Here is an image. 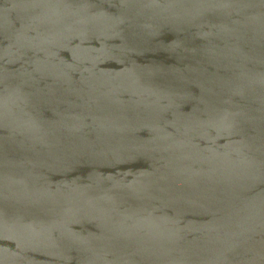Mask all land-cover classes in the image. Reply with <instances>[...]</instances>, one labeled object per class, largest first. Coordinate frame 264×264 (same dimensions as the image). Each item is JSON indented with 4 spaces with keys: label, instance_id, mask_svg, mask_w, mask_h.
<instances>
[{
    "label": "water",
    "instance_id": "95a60500",
    "mask_svg": "<svg viewBox=\"0 0 264 264\" xmlns=\"http://www.w3.org/2000/svg\"><path fill=\"white\" fill-rule=\"evenodd\" d=\"M0 264H264V0H0Z\"/></svg>",
    "mask_w": 264,
    "mask_h": 264
}]
</instances>
